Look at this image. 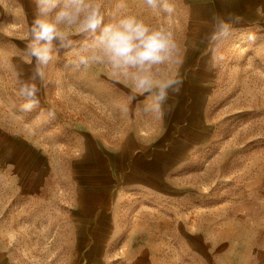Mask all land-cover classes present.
<instances>
[{"label":"rangeland","instance_id":"rangeland-1","mask_svg":"<svg viewBox=\"0 0 264 264\" xmlns=\"http://www.w3.org/2000/svg\"><path fill=\"white\" fill-rule=\"evenodd\" d=\"M229 1L173 0L169 17L127 0L180 46L182 62L161 74L183 83L159 117L65 50L24 111L0 64V150L19 154L0 160V231L19 264H264V9L244 17ZM101 2L108 13L116 0ZM34 9L0 0V61L21 78ZM214 16L240 22L209 70Z\"/></svg>","mask_w":264,"mask_h":264},{"label":"clouds","instance_id":"clouds-1","mask_svg":"<svg viewBox=\"0 0 264 264\" xmlns=\"http://www.w3.org/2000/svg\"><path fill=\"white\" fill-rule=\"evenodd\" d=\"M34 19L25 37L24 54L32 65L31 75L21 78L10 62L0 61L13 72L16 96L24 111L40 103L39 93L48 83V69L65 50L67 63L77 71L104 66L113 80L130 87L135 96H145V111L163 114L170 94L178 93L183 83L175 76H162L161 68L181 63L180 46L166 26H153L127 11V0H116L105 13L101 0H32ZM157 15L171 17L176 12L173 0H143ZM239 19L213 17L208 42V67L215 69L225 59L222 48ZM82 36L76 40L74 37ZM249 39L255 40L250 34ZM39 81V84L37 83ZM51 119L55 114L49 110Z\"/></svg>","mask_w":264,"mask_h":264},{"label":"crops","instance_id":"crops-1","mask_svg":"<svg viewBox=\"0 0 264 264\" xmlns=\"http://www.w3.org/2000/svg\"><path fill=\"white\" fill-rule=\"evenodd\" d=\"M260 3L264 9V0H230L228 3V9L231 13L240 12L242 16L247 17L252 14L254 5ZM19 154L16 157L7 153L3 148L0 150V160H19ZM0 264H19L17 260L12 256L8 249L5 248L0 231Z\"/></svg>","mask_w":264,"mask_h":264}]
</instances>
